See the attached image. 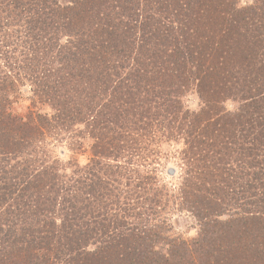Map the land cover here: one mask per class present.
<instances>
[{
    "label": "trees",
    "instance_id": "obj_1",
    "mask_svg": "<svg viewBox=\"0 0 264 264\" xmlns=\"http://www.w3.org/2000/svg\"><path fill=\"white\" fill-rule=\"evenodd\" d=\"M13 1L11 12L5 16L20 25L25 42L22 51L30 53L25 75L32 84L31 99L39 100L47 110L11 116V111H7L13 104L11 88L17 87L13 84L9 88L7 84L10 73L15 71L12 65L18 61L12 62L10 56H2L0 205L6 204L4 216L8 220L18 213L26 217L24 222L27 223L21 225L23 235L13 238L16 233L10 234L11 237L5 234L1 238H4V245H0V264H12V260L22 264L23 260H40L41 264H56L55 261L64 264H172L184 248L189 252L187 246L174 254L173 247L166 252L139 249L134 241H145L151 233L147 200L138 204L133 194L121 197L119 193L124 184L120 170L124 164L129 167L128 158H140L149 166L159 156L160 139L175 141L177 135L185 140L186 154L194 148L200 153L206 151L210 165L204 162L203 166L208 173L235 172V164L240 171L239 178L244 179L238 185L249 186L248 189L242 185L239 192L246 196L249 190V194L264 202V59L259 66L238 64L237 73H234L221 65L223 58H218L226 45L217 43L206 52L211 56L212 65L201 66L200 62L197 64L199 56H195L184 35L181 37L184 40H180L159 28L162 21L158 17L162 11L156 8L152 14H145L141 8L134 7L138 0L72 1L80 8L77 13L85 17V22L89 18L88 23L76 24L78 31H71L70 27L75 12L68 16L71 6L60 0ZM256 1L260 2L258 17L253 9L250 25L244 28L252 36L247 41L248 48L253 50L252 60L264 49V0ZM228 6L232 7V3ZM242 11L236 9L239 16ZM148 18L157 21L149 23ZM228 19L229 32L238 21L248 23L239 17L232 18L229 11ZM162 20L166 21L164 26L170 23L172 29L184 31V23L176 17H163ZM138 25L139 33L136 32ZM63 35L67 40H62ZM5 51L8 55L9 50ZM19 80L18 75L16 81ZM193 83L197 85L193 93L199 98V108L190 112L184 107L183 96L191 91L187 86ZM228 101H233L234 107L230 108ZM98 121L102 127L95 130ZM75 129L82 135H76ZM88 132L90 135L86 134ZM65 133L73 151L72 145H79L78 139L95 143L93 157H89L92 164L81 171L83 179L76 181L77 185L76 182L51 184V180L46 179L40 192L44 188L49 195L44 193L43 198H38L40 194H32L29 190L58 166L52 165L56 161L50 163L35 156L34 146L41 137L44 140L46 134L58 138ZM11 144L13 149L5 151ZM233 154L236 155L234 159L231 158ZM112 158L124 164L113 163ZM41 165L42 171H39L37 167ZM223 165L227 169L222 168ZM148 178L137 177L138 188L135 187L140 190L141 197V190L146 191L153 184H149ZM46 185L50 188H45ZM216 189L208 193L221 201L222 193ZM60 194L66 201L67 215L56 222L46 217V207L50 201L55 204ZM150 199L153 202L154 199ZM12 201L16 202L15 209L10 204ZM200 201L208 212L201 218L203 229L196 240L198 245H194L199 252L194 264H198L200 258L202 261L223 258V264H264L263 214H251V222L232 217L227 222L214 223L206 219L212 214L215 201L209 197ZM196 206L199 207L197 200L189 207L193 210ZM195 213L200 216L199 212ZM36 224L46 229L48 241L40 234L39 226L35 230ZM211 226L217 228L211 230ZM144 229L149 233L144 235ZM41 240L46 241L45 244ZM15 241L18 242L15 244ZM190 261L183 256L178 264Z\"/></svg>",
    "mask_w": 264,
    "mask_h": 264
},
{
    "label": "rangeland",
    "instance_id": "obj_2",
    "mask_svg": "<svg viewBox=\"0 0 264 264\" xmlns=\"http://www.w3.org/2000/svg\"><path fill=\"white\" fill-rule=\"evenodd\" d=\"M60 1L65 5L71 6V8L68 9L70 12L67 11L68 16L75 12L73 16L74 23H71L70 25L71 31L79 30L76 25L78 23H88L87 20L89 18H86L85 22V17H82L81 13H77V11L80 12V8L76 7V4L72 3L74 0ZM33 2H35V0H33ZM0 3L2 4V6H0V63H4L1 59L2 56H10V61L12 62L16 60L18 61L17 63L14 62L12 65L15 68V71L10 73L11 77L7 84L9 88H11L13 84L17 87V89L11 88V100L13 101V104L11 103L12 106L7 108V111H11V116H25L28 112L34 110L46 111V107L42 105L39 100L35 99L32 101L31 99L32 84L29 82V77L25 75V67L29 65L27 62L31 60V57L30 53L27 54L22 51V44H25V42L23 41L24 36L20 29V25L12 22L10 16L8 18L5 16L7 12H11V6L15 3L13 0H0ZM90 3L87 7L91 5ZM231 3L232 7L229 8L228 5H231ZM235 3L236 6H234ZM259 3L256 0H138V3L136 2V4L133 2L134 7L139 9L141 8L143 10L142 12L145 14H152L156 8H159L160 11H162L161 15L158 17L159 21H162L159 28L161 30H165V32H168L171 35H176V37L180 40H184L181 39L182 35H184L185 40H187L190 45V48L195 51V56H199V58H197V64L200 62L201 66L205 65L209 67L212 65V62L209 59L211 56L209 54L206 55L208 47L217 43H225L226 46L224 48L226 50L221 52V56L218 59L223 58L220 61L221 65L224 64L225 67L231 69L234 73H237L238 64L244 65L247 63L248 65L253 64L255 66H259L261 65L260 62L262 59H264V49L259 52L260 54L257 58H255V60L250 58L253 50L252 48H248L247 41L248 38L251 39L252 36L247 34L244 30L245 26L250 25V21L254 15L253 9L256 10V15L258 17V12L260 11L258 7ZM231 8H234L235 10H232ZM237 8L243 10L242 16H239V14L236 13ZM228 11L232 15V18L239 17L240 19L242 18L248 20V23L244 24V21H238L234 29L229 32ZM163 17H165V19L176 17L177 20L179 19L184 23V31L181 29L177 30L176 28L172 29L170 23L168 25L166 24L167 26H164L166 21L162 20ZM147 20L149 23L157 21L154 18H148ZM25 26L27 27V25ZM132 28L135 29L134 27ZM36 29L39 32L38 28ZM18 31L20 34L17 35ZM236 31L244 33V36L238 35ZM136 32H141L140 25H138ZM251 34L253 35L254 32H251ZM20 36L22 38H19ZM67 38V36L63 35L62 40H67ZM5 50H9L8 55L4 54L6 53ZM210 51L211 48L208 49V52ZM28 57L29 60L27 61ZM197 59L195 58V60ZM18 75L20 80L16 81ZM187 87L191 91L186 92L183 96L184 107L191 112L199 108V98L196 92L193 93V89L195 90L197 85L196 83H193L192 85L189 84ZM234 105L235 103L233 101H228V106L230 108L234 107ZM95 125V130L102 127V124L99 121L96 122ZM74 133L76 135H82L78 129H75ZM86 134L90 135L89 132ZM88 135H86V138L89 139ZM67 136L68 134L65 133L62 137L54 138L46 134L44 139L45 141L43 140V137H41L34 146V150L36 151V153L34 151L35 156L40 159L43 158L45 161H50V163L56 161L52 165H54L53 167L58 166L57 170H52L50 174L43 175L44 180L41 179L36 181V187L29 190L32 194H40L38 198H43L44 195H49L48 190H46L45 193L44 188L42 189V192H40V189L44 185L46 179L51 180V184L63 182L64 184L72 185L73 182H78L80 179H83L81 171H85L86 167L89 164H92L89 162V157H93L92 150L93 148L96 149L94 147L95 143H93L92 140L83 139L82 141L78 139L79 145L73 144L72 147L75 148V151H73L70 145L71 140L67 139ZM162 140L164 139H160L159 141V156L149 166L147 164L144 165L143 161L137 157L135 159L134 157L128 158L127 161L129 167H127L123 161L115 162V159L112 158L114 161L113 163H117L121 166L124 164L120 170L121 176L124 180V184L121 187V190H123L119 191V193H121V197L133 194V197H137L138 204L142 203L143 200L144 202L147 200L148 206L146 205V211L149 215L148 229L151 233L150 237L145 241H134L140 246L139 249L143 251L154 248L155 250L159 249L162 252H166L168 248L173 247L174 254L178 249H182V247L187 246L189 247V252L185 251L184 248L181 252L182 255H180V253L178 256L174 257L172 264H178V261H180L183 256H186L189 260H191L189 264H194L199 253L198 248L196 249L194 245H198L196 240L199 237V232L203 229V221L201 218L208 212V210H204L200 200H204L209 197L210 200L215 201L212 214H210V217L206 219L207 221L214 220V223L227 222L231 220L232 217L233 220H239L241 218L244 222H251L249 219L253 217L251 214L261 213L264 215V213L261 212L264 211V202L261 201L262 198L249 194V190L246 193V196H243L239 192L241 191L240 189L242 188V185L246 184L244 183L242 185H238L239 183H243L244 179L239 178L240 171L239 168L236 170L235 164L232 163L235 172L208 173L204 170L203 166L204 162L210 165L207 161L206 151L200 153L197 151V148H194L193 150H187L189 154H186L184 152L185 140L180 138L178 135L176 136L175 141L173 139ZM203 147L205 148L204 145ZM12 149L13 146L11 144L8 148H5V151ZM107 149H111L109 145H107ZM231 158H236V155L233 154ZM45 164L46 162L43 163L44 166ZM228 165L229 163L225 166L227 167ZM225 166L223 165L222 168L227 169ZM152 167H154V172L150 170V173H147V171ZM37 169L42 171V165L37 167ZM230 173L231 175H229ZM139 176L144 179L148 176L149 184L150 182L153 183L148 186L146 191L141 190L143 197L140 196V190L136 189L138 185L137 177ZM40 182L42 183L38 184ZM128 182L129 184L127 185ZM56 186L57 185H53V187ZM47 187L49 186L46 185L45 188ZM216 187L222 193L220 194L223 196L221 201L211 198L208 193V190L210 189L217 190ZM246 188L249 189V186L246 185ZM85 190L87 189H84V191ZM81 196L83 197L85 194ZM150 198L154 199L153 202ZM196 200L198 201L199 207L196 206V209L193 208L192 210L189 206L195 203ZM0 202H2L1 199ZM75 202L77 203V207L79 202L77 200ZM10 204H12V208L15 209L16 202L12 201ZM5 207V203L0 205V245H4L2 244L4 238H1L5 234L11 237L10 234L16 233L13 235V238L23 235L21 225L27 223L26 221L24 222V218L26 217L23 214L18 213L14 214V216L10 217L8 220L6 216H4ZM65 207L66 201L64 200V196L60 194L58 200H55V204L50 201L47 205L46 209L48 210L46 211V217L54 218L57 220L56 222H60V218L63 217L64 219L67 215ZM195 212H199L200 216L197 217V213ZM38 226L40 227V234H43L45 239L48 241V232L46 229L41 228L43 227L42 224H36L35 230ZM215 228L217 227L211 226V230ZM14 230L15 232H13ZM144 230V235L149 233L146 229ZM17 242L18 241H15L14 243L16 244ZM41 242L45 244L46 241L43 242L41 240ZM220 243L223 244V242ZM225 244L226 243H224V245ZM42 248L43 246L40 247V249ZM218 260L220 262H218ZM39 262L41 261L26 260L25 262L23 260L24 264H41ZM223 262V258L205 261H202L200 258L198 264H223ZM55 263L64 264L61 261H55ZM12 264L22 263L12 260Z\"/></svg>",
    "mask_w": 264,
    "mask_h": 264
}]
</instances>
